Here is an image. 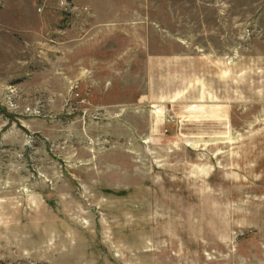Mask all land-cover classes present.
Returning <instances> with one entry per match:
<instances>
[{"label": "rangeland", "instance_id": "374dc122", "mask_svg": "<svg viewBox=\"0 0 264 264\" xmlns=\"http://www.w3.org/2000/svg\"><path fill=\"white\" fill-rule=\"evenodd\" d=\"M0 264H264V0H0Z\"/></svg>", "mask_w": 264, "mask_h": 264}]
</instances>
